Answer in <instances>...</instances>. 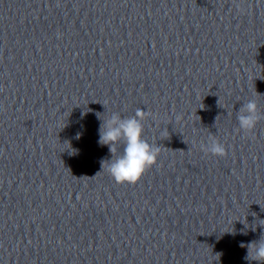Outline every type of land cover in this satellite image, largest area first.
Masks as SVG:
<instances>
[{
	"label": "water",
	"instance_id": "obj_1",
	"mask_svg": "<svg viewBox=\"0 0 264 264\" xmlns=\"http://www.w3.org/2000/svg\"><path fill=\"white\" fill-rule=\"evenodd\" d=\"M137 109L161 150L116 183L100 124ZM261 220L264 0H0V264H258Z\"/></svg>",
	"mask_w": 264,
	"mask_h": 264
},
{
	"label": "clouds",
	"instance_id": "obj_2",
	"mask_svg": "<svg viewBox=\"0 0 264 264\" xmlns=\"http://www.w3.org/2000/svg\"><path fill=\"white\" fill-rule=\"evenodd\" d=\"M97 115L99 117V113ZM148 115L150 113L142 109H137L135 115L131 117H121L119 113L114 112L100 124L99 144L107 145L112 154L111 160L102 162V170L107 162L106 170L116 183L135 184L157 163L160 147L150 144L143 138L142 122ZM260 119L261 114L255 100L244 103L237 113L239 129L245 133H251ZM121 143L124 145L123 153L114 156L117 146ZM200 147L205 154L220 157L227 154L225 146L213 137H210L206 144L202 143ZM240 247L247 248L245 260L264 264V235H261L257 241L241 243Z\"/></svg>",
	"mask_w": 264,
	"mask_h": 264
}]
</instances>
